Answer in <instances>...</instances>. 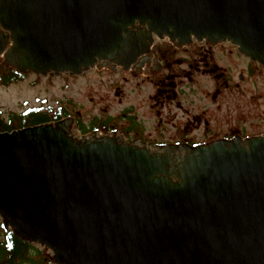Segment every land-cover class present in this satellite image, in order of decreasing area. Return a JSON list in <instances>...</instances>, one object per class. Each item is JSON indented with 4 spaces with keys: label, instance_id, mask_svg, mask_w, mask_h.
<instances>
[{
    "label": "water",
    "instance_id": "1",
    "mask_svg": "<svg viewBox=\"0 0 264 264\" xmlns=\"http://www.w3.org/2000/svg\"><path fill=\"white\" fill-rule=\"evenodd\" d=\"M137 19L180 40H230L264 65V0H0L7 65L24 74H81ZM73 121L0 132V217L15 236L57 264H264V136L194 148L177 185L154 145L79 139Z\"/></svg>",
    "mask_w": 264,
    "mask_h": 264
},
{
    "label": "flooded vegetation",
    "instance_id": "2",
    "mask_svg": "<svg viewBox=\"0 0 264 264\" xmlns=\"http://www.w3.org/2000/svg\"><path fill=\"white\" fill-rule=\"evenodd\" d=\"M145 25V21L137 19L127 26L118 49L97 58L94 66L84 72L111 71L120 76L122 85L129 80L137 81L138 85L153 84L154 89L148 94L150 113L152 112L155 118L151 128H148L145 118L134 106L125 107L116 116L107 112L95 115L85 124L80 113L68 115L63 119L73 118L78 132L84 136H112L111 132L119 130L122 132L124 142L139 141L154 145L150 148V153L159 161L158 168L166 169L160 174L162 179L182 185L186 173L182 172L179 180L175 181L176 168L179 167L186 172L189 168L188 162L192 165L194 159L200 157L194 148L207 149L214 143H222L231 149L238 138L247 140L262 137L264 131L255 135L236 131L235 109L231 106L229 110L225 109L227 103L233 105V99L235 100L237 84L232 69L237 62L233 50L239 49L237 45L230 40L198 39L195 36L180 40L164 32L151 33ZM0 44L4 47V54L0 55V67L13 69L24 77L28 74H34L36 77L44 76L33 71L24 74L17 68L7 65V55L12 52L14 44L13 33L1 21ZM139 50L143 52L131 61L132 54ZM239 52L245 58L243 63L246 65V71L239 75L241 81L246 80L245 73L250 77L255 71L264 68L260 62L252 60L240 50ZM221 53L223 58L220 56ZM206 77L214 81L213 88L205 92L200 87H193L201 78ZM118 88L120 102L124 103L126 92L120 89V85ZM225 97L226 102L223 101ZM204 100L215 109H205L202 105ZM80 123L86 128L85 130L78 128ZM67 126L68 123L61 126L60 130L64 134H67ZM111 144L117 145V142L112 140Z\"/></svg>",
    "mask_w": 264,
    "mask_h": 264
},
{
    "label": "rangeland",
    "instance_id": "3",
    "mask_svg": "<svg viewBox=\"0 0 264 264\" xmlns=\"http://www.w3.org/2000/svg\"><path fill=\"white\" fill-rule=\"evenodd\" d=\"M233 50L237 62L232 72L237 87L233 105L227 103L225 109L229 110V106L235 109L236 131L248 135L259 134L264 131V68L255 71V74L250 77L245 73L247 78L245 81H241L239 75L241 72L246 71V65L243 63L245 58L240 54L238 48ZM220 56L223 58L222 53ZM213 82L207 77L201 78L198 84L193 85V87H200L206 92L213 88ZM119 85L120 89H124L126 92L124 103L120 102ZM153 89L154 86L151 83L138 85L137 81L134 80H129L122 85L120 84V76L111 71L100 73L94 70L73 76L63 74L36 77L34 74H28L21 80L0 84V110L7 119L12 111L20 113L31 106H42L56 110L59 107H64L72 115L80 113L85 124L89 123L90 118L95 115L107 112L112 116H116L125 107L134 106L145 118L150 129L155 118H153L152 112L150 113L148 94ZM223 101L226 102V97ZM202 105L205 109H215L205 100ZM110 127L108 126V128ZM118 132L121 131L116 130L111 134H117ZM75 134L78 136L83 135L78 132L77 126Z\"/></svg>",
    "mask_w": 264,
    "mask_h": 264
},
{
    "label": "trees",
    "instance_id": "4",
    "mask_svg": "<svg viewBox=\"0 0 264 264\" xmlns=\"http://www.w3.org/2000/svg\"><path fill=\"white\" fill-rule=\"evenodd\" d=\"M13 69L0 67V84H8L23 79ZM0 110V132H12L29 126L52 123L72 115L64 107L47 109L31 106L20 113L11 112L6 119ZM78 128L86 129L80 123ZM89 131V130H88ZM85 132V131H84ZM0 227V264H57L54 252L38 243H31L15 236L12 229H6L1 221Z\"/></svg>",
    "mask_w": 264,
    "mask_h": 264
},
{
    "label": "bare ground",
    "instance_id": "5",
    "mask_svg": "<svg viewBox=\"0 0 264 264\" xmlns=\"http://www.w3.org/2000/svg\"><path fill=\"white\" fill-rule=\"evenodd\" d=\"M76 137H78L76 134H75Z\"/></svg>",
    "mask_w": 264,
    "mask_h": 264
}]
</instances>
